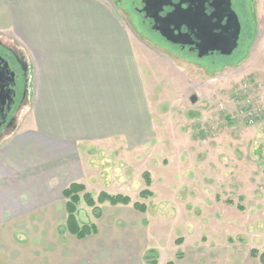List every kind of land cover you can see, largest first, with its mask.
<instances>
[{"label": "rangeland", "instance_id": "374dc122", "mask_svg": "<svg viewBox=\"0 0 264 264\" xmlns=\"http://www.w3.org/2000/svg\"><path fill=\"white\" fill-rule=\"evenodd\" d=\"M100 1L117 14L123 34L134 37L152 131L136 145L82 148L79 178L71 181L94 199L120 193L130 202L97 203L96 217L80 200L77 221L98 231L77 239L64 229L61 190L70 180L51 181L52 202L37 199L44 188L30 197L24 193L33 190L19 186L21 202L0 216V264H262L264 0H232L241 26L236 49L201 58L153 32L135 9L140 0ZM0 41L24 57L10 30H0ZM30 98L0 144L31 113ZM28 206L34 211L25 212Z\"/></svg>", "mask_w": 264, "mask_h": 264}, {"label": "crops", "instance_id": "0c3cea01", "mask_svg": "<svg viewBox=\"0 0 264 264\" xmlns=\"http://www.w3.org/2000/svg\"><path fill=\"white\" fill-rule=\"evenodd\" d=\"M7 29L22 45L32 106L0 144V216L6 217L21 202L17 187L44 188L37 199L52 202L46 189L52 180L78 179L82 148L106 141L136 145L152 131L134 37L123 34L105 3L0 0V30Z\"/></svg>", "mask_w": 264, "mask_h": 264}, {"label": "water", "instance_id": "95a60500", "mask_svg": "<svg viewBox=\"0 0 264 264\" xmlns=\"http://www.w3.org/2000/svg\"><path fill=\"white\" fill-rule=\"evenodd\" d=\"M141 11L151 22V30L165 41L180 45H191L197 50V57L218 53L229 56L237 47L240 22L231 7V0H141ZM187 3L185 8L183 4ZM207 5L211 12H205ZM167 6L173 9L165 15L161 12ZM186 28L185 32L181 27ZM193 36V37H192ZM194 102L195 97H190Z\"/></svg>", "mask_w": 264, "mask_h": 264}, {"label": "flooded vegetation", "instance_id": "af4514ba", "mask_svg": "<svg viewBox=\"0 0 264 264\" xmlns=\"http://www.w3.org/2000/svg\"><path fill=\"white\" fill-rule=\"evenodd\" d=\"M172 1L173 3L178 2V0ZM142 6L143 3L140 0L138 5L135 6V9L140 13L142 21L147 23L150 28L152 22L141 11ZM186 6L187 3L182 5L183 8ZM205 8V12L209 14L211 9L207 5H205ZM172 9L173 6L165 7L161 15H165ZM181 31L185 32L186 28L182 26ZM176 46L182 50L186 49V51L197 57L198 51H193L194 47L191 45H185L183 47L180 45ZM30 91L29 67L22 53L0 41V138L5 131H11L16 127V114L25 104L26 100H29Z\"/></svg>", "mask_w": 264, "mask_h": 264}, {"label": "trees", "instance_id": "16d2710c", "mask_svg": "<svg viewBox=\"0 0 264 264\" xmlns=\"http://www.w3.org/2000/svg\"><path fill=\"white\" fill-rule=\"evenodd\" d=\"M146 182L149 183L148 178H146ZM80 192H83L80 195ZM143 195L150 194L148 190H144L141 192ZM62 197L65 199L64 208L66 213V219L64 222V229L70 234L76 237L77 239H84L85 237L95 234L97 232V227L94 223L87 224L82 223L79 224L76 218L77 204L80 200H83L84 203L92 207L95 211V216H101L100 208L96 205L97 203H109L110 205H126L130 202V198L127 195H123L120 193L117 194H109L106 192H100L96 199L92 197L89 192H84V185L78 182H71L62 190ZM133 208L143 212L145 211V206L142 203L134 202ZM253 256H256V252H252ZM259 260L262 264H264V252L259 255ZM170 264V263H169Z\"/></svg>", "mask_w": 264, "mask_h": 264}]
</instances>
